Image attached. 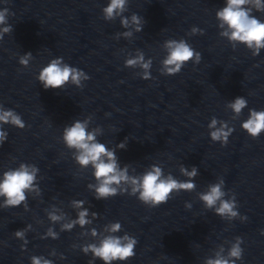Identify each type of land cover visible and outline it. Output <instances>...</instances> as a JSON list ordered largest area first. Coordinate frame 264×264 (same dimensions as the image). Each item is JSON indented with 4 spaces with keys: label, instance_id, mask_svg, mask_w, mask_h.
Listing matches in <instances>:
<instances>
[{
    "label": "clouds",
    "instance_id": "clouds-1",
    "mask_svg": "<svg viewBox=\"0 0 264 264\" xmlns=\"http://www.w3.org/2000/svg\"><path fill=\"white\" fill-rule=\"evenodd\" d=\"M128 0H110L108 5L102 9L104 19L107 21L114 20L120 16V24L122 27L129 26V20L123 16L127 10L126 5ZM253 10L257 12H264V0H225V6L218 9L216 18L219 21V28L223 29L220 32L221 37H225L235 48L236 44H244L252 51V55H259L261 49H264V22H261L254 16ZM9 10L4 8L0 10V39H3L5 34L11 33L13 27L8 24L7 16ZM132 24L136 25V31L140 32L143 29V17L138 14H132ZM203 34V30L193 27L191 34ZM124 37H130L131 32H123ZM167 55L161 61L162 75H175L179 73L182 67L189 61L194 64H199L201 61V53L195 51L185 40H166L163 44ZM33 59L31 52H27L20 56V65L27 67L30 60ZM152 60H145L144 54L140 52L133 58L125 60V67L142 69L140 74L143 79H150V68ZM44 89H61L66 84L71 82L78 88H82V81L88 80L89 77L76 67H72L63 62L62 57L52 59L47 66L43 67L37 77ZM247 106V100L238 96L227 104L235 117H239L242 110ZM91 117L80 121L75 120L70 126H66L63 130L62 139L68 149L75 150L73 159L81 168L91 166L93 169V176L97 183L95 185L88 184V188L95 189V198L97 200L107 199L116 196L117 194H124L128 192L129 195L137 196V198L148 207H157L162 203H166L173 192L194 191L196 184L194 178L198 175L197 167L193 166L189 171L183 165L180 166V173L187 177L186 181H179L173 175H164L163 170L158 165H152L150 170L144 172L142 175L129 176L128 166L121 168L118 164L115 149H108L105 144L97 141V134L100 132L99 128L88 130L89 121ZM10 124L16 128H25V123L21 117L13 110H5L0 106V126ZM219 125V126H218ZM252 138H257L262 131H264V110L257 111L255 109L249 110V117L241 125ZM210 129V138L212 141H219L222 146L227 145L228 138L234 131L228 126L225 121H218L213 117L208 124ZM8 133L0 130V145L7 140ZM125 142L117 145L118 148H125ZM39 169L35 165L21 163L16 169H9L3 173L0 179V197L4 198L2 207H16L24 204L27 210L26 193L29 191H36L40 193L37 187V173ZM225 181L220 178L218 182L209 184L206 191L198 193V198L203 202L206 209H214L215 213L220 217H227L229 219L240 217L246 220L247 217L240 216L237 209V202L233 194L230 199H225L228 195L224 189ZM127 185V187H123ZM130 190V191H129ZM85 201L73 200L72 204L77 209H82L77 213V218L70 223L63 224L61 231H70L77 224L81 227L91 223L87 219L89 210L84 208ZM191 204L186 203V208H191ZM95 217L97 213L93 212ZM48 219L53 223L62 219V216L55 214V212L48 213ZM28 225L22 230H17L14 235L16 238L24 240V245L28 243L25 240V233L31 229ZM106 231L110 233L104 236L99 243H90L81 248V251L87 255L92 254L93 259L103 261V264H112L113 261H126L135 255L134 249L137 240L128 235H115L121 231V224L115 222L110 224ZM93 236L98 235L96 229L91 230ZM264 234V233H262ZM45 237L52 239L58 238V233L48 228ZM44 238V237H42ZM242 238L237 237L236 242L232 245L228 252V258H224L217 254V258L208 259L206 264H235L236 260L242 258L243 249L240 247ZM22 245V250L24 248ZM55 255V252L51 253ZM63 258V257H62ZM31 264H53L49 259L43 256H32ZM92 264V261H89Z\"/></svg>",
    "mask_w": 264,
    "mask_h": 264
}]
</instances>
